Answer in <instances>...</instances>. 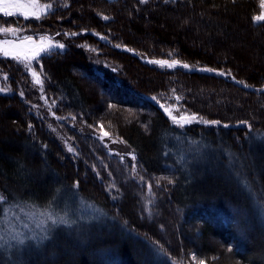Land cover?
<instances>
[{"label":"trees","instance_id":"1","mask_svg":"<svg viewBox=\"0 0 264 264\" xmlns=\"http://www.w3.org/2000/svg\"><path fill=\"white\" fill-rule=\"evenodd\" d=\"M260 11L261 0H54L40 17L0 15L3 23L48 31L66 44L35 63L56 101L54 113L105 127L134 151L138 165L132 172L98 139L73 129L67 137L81 154L67 153L53 122L33 111L37 91L29 73L0 56V81L10 89L0 92V192L68 216L38 256H24L20 264H155L145 260L149 242L180 264H264V227L252 205L262 202L264 213ZM89 48L100 51L99 58L92 59ZM141 56L213 71L160 68ZM158 94L178 97L196 114L250 128L176 127L149 97ZM253 134L262 135L257 143ZM72 193L100 206L130 235L78 221L66 205ZM246 218L251 225L240 234Z\"/></svg>","mask_w":264,"mask_h":264},{"label":"rangeland","instance_id":"2","mask_svg":"<svg viewBox=\"0 0 264 264\" xmlns=\"http://www.w3.org/2000/svg\"><path fill=\"white\" fill-rule=\"evenodd\" d=\"M53 1L54 0H23L22 6L15 15H20L24 18L40 17L47 10L53 8ZM262 3H264V0H261V11L255 16V21L262 20L256 19L257 17H264V6H262ZM0 28L5 29V31L0 32V56L9 57L21 63L26 72L29 73L31 80L33 81V86L37 91V99L32 103L33 111L39 116H43V114L44 116L46 115L50 122H53L51 125L53 127V131L56 133L57 138L60 140L67 153L68 151H71L75 155L81 154L78 146L74 144V140L67 137V133L69 132L68 129H73L82 138H85V135H89L92 138L98 139L107 148L108 154L110 156L118 159L122 163L127 164L132 172L137 171L138 165L134 151L122 139L112 135L105 127H89L85 124L82 125L75 121L73 115L59 116L54 113L53 109L56 105V101L49 97L48 93L45 91L44 80L39 71L36 70L35 63L38 62V58L41 55L50 52L43 50L59 49L57 47H53L59 44H63V49H65L66 44L63 41H60L56 37V34H51L48 31H43L44 33L42 34L38 31L35 32L36 34L34 35V33H31L30 29L28 28L14 26L10 23H3L1 21ZM8 29H12V31H7ZM93 34H95V36L100 40L109 42V40L103 34L96 33L94 31ZM66 35L70 36L71 34L66 33ZM84 46L87 48L89 47V45ZM115 47L120 50H127L134 53L129 48H127V46L118 44L115 45ZM37 52H39L40 55L34 58L35 53ZM99 52L100 51L96 49L89 48L88 55H92V59H97ZM141 58L143 61L149 64L160 68L167 67V69L176 67L183 68V64H188L175 58H154L148 56H141ZM100 60L106 66H111L109 62L104 61L101 58ZM174 60L179 61L180 63L178 65L169 67L168 65H170ZM188 65L189 69L186 70L193 68L195 69L194 66H191L190 64ZM9 91L10 89L7 86L6 80L0 81V92ZM149 97L163 110V112L170 119L171 123L179 128L190 124H204L206 126L229 125V127L231 126L234 128H250V125L245 122H238L234 124L220 122L219 125L205 123L216 120L188 110L181 104L179 98L174 97V95L170 96L166 94H158L150 95ZM104 133H107V136H105ZM261 136L262 135L259 136L257 134H253V138L251 137L253 141L250 140L251 143H257V140L255 139L260 138ZM245 158L246 156L243 157V159ZM240 163L238 160V164ZM229 167L230 165L227 166L228 169ZM238 169H240V167ZM250 196L252 198L251 194ZM66 205L70 206V212L72 216L75 215L78 221L87 220L88 223L90 221H99L98 224L101 226H115L121 232L125 233L126 235H130L129 231L124 228L123 223L115 221L114 218L110 217V214H108L100 206L93 203L92 201L80 197L78 198L72 193V196L69 200H67ZM252 205L254 208V214L256 215V212L258 213V217L256 216V223L263 225L264 227V213H262L261 209V207L263 208V203L255 200L253 201ZM241 214L242 216L244 215L243 212H241ZM67 217V214H62L61 212L59 213L58 210L51 209L49 207L43 208L20 200L7 199L0 192V264H20L24 260V256H38L34 255V253H36V251L39 249V246L50 237H55L53 236L54 231L57 230V228L63 226ZM249 221L250 220H247L246 218V226H239L238 233L243 234L246 229L250 227L251 223ZM72 226L73 221H71V228H69V230L75 227ZM79 227L80 225L78 224L75 230L78 231ZM74 237H77V235ZM143 241L146 242V240ZM145 245L148 249L147 253L145 254L146 261H153L155 264H167L169 260L171 264H180L176 261L175 263L173 259L170 261L169 257L166 256L164 251L157 247L154 243L149 242ZM23 252H28V255H22ZM196 264L207 263L203 260H199ZM218 264L229 263L225 260H222L219 261Z\"/></svg>","mask_w":264,"mask_h":264},{"label":"snow or ice","instance_id":"3","mask_svg":"<svg viewBox=\"0 0 264 264\" xmlns=\"http://www.w3.org/2000/svg\"><path fill=\"white\" fill-rule=\"evenodd\" d=\"M141 2H146V0H141ZM165 2H167V0H165ZM23 0H0V14H3V16L7 17V16H13L16 14V12L19 11V8L22 6ZM262 6H264V3H262ZM105 20L108 19V17H104ZM256 19H264V17H257ZM5 31V29L0 28V32ZM7 31H12V29H8ZM72 35H75V33H73ZM53 47H57L59 49H63L64 45L63 44H59V45H55ZM118 47V46H117ZM43 51H51V49L48 50H43ZM40 55L39 52L35 53V57H38ZM163 63H167V62H163ZM180 62L179 61H172V63L170 65H168L169 67H172L174 65H178ZM183 68L185 69H189V65L188 64H183L182 65ZM190 70H206V71H213L212 69H190ZM113 71H115V69H113ZM219 75H225V73L220 72L218 73ZM154 99V98H153ZM211 125H219L220 122L219 121H210V122H205ZM224 127H228L229 125H223ZM105 136H107V133H104Z\"/></svg>","mask_w":264,"mask_h":264},{"label":"bare ground","instance_id":"4","mask_svg":"<svg viewBox=\"0 0 264 264\" xmlns=\"http://www.w3.org/2000/svg\"><path fill=\"white\" fill-rule=\"evenodd\" d=\"M31 32H33V31H31ZM42 33H43V32H42ZM42 33H41V34H42ZM35 34H36V33H34V35H35ZM97 35H98V34H97ZM101 36H102V35H101ZM57 38H58V37H57ZM166 68H167V67H166ZM204 68H205V67H204ZM171 69H172V68H171ZM193 69H194V68H193ZM195 69H196V68H195ZM205 69H206V68H205ZM219 73H220V72H219ZM43 115H44V114H43ZM40 118H41V120H43L41 115H40Z\"/></svg>","mask_w":264,"mask_h":264}]
</instances>
